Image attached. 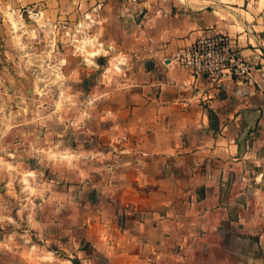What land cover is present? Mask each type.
I'll return each instance as SVG.
<instances>
[{
    "label": "crops",
    "instance_id": "0c3cea01",
    "mask_svg": "<svg viewBox=\"0 0 264 264\" xmlns=\"http://www.w3.org/2000/svg\"><path fill=\"white\" fill-rule=\"evenodd\" d=\"M27 6L87 18L121 70L90 67L82 175L51 178L52 246L21 263L264 264V0H0V19ZM211 32L250 78L215 85L173 60Z\"/></svg>",
    "mask_w": 264,
    "mask_h": 264
},
{
    "label": "rangeland",
    "instance_id": "374dc122",
    "mask_svg": "<svg viewBox=\"0 0 264 264\" xmlns=\"http://www.w3.org/2000/svg\"><path fill=\"white\" fill-rule=\"evenodd\" d=\"M25 8L41 10L0 19V264L39 260L52 246L57 215L45 195L57 191L58 172L82 175L90 67L113 82L121 70L116 53L89 35L87 18L33 20Z\"/></svg>",
    "mask_w": 264,
    "mask_h": 264
},
{
    "label": "built area",
    "instance_id": "2783aa9c",
    "mask_svg": "<svg viewBox=\"0 0 264 264\" xmlns=\"http://www.w3.org/2000/svg\"><path fill=\"white\" fill-rule=\"evenodd\" d=\"M33 20H39L41 10H23ZM173 60L188 68L195 76H203L215 85L226 80L244 81L252 75L248 59L239 56L230 40L222 32H211L196 39L190 46L177 50ZM120 139V138H119ZM114 153L117 147L110 145Z\"/></svg>",
    "mask_w": 264,
    "mask_h": 264
},
{
    "label": "bare ground",
    "instance_id": "6f19581e",
    "mask_svg": "<svg viewBox=\"0 0 264 264\" xmlns=\"http://www.w3.org/2000/svg\"><path fill=\"white\" fill-rule=\"evenodd\" d=\"M102 53H103V51H102ZM93 55H96V53L91 54V56H93ZM119 66H120V65H119Z\"/></svg>",
    "mask_w": 264,
    "mask_h": 264
}]
</instances>
